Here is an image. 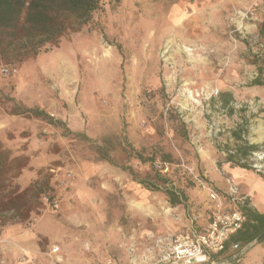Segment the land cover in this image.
I'll return each instance as SVG.
<instances>
[{
  "label": "rangeland",
  "instance_id": "1",
  "mask_svg": "<svg viewBox=\"0 0 264 264\" xmlns=\"http://www.w3.org/2000/svg\"><path fill=\"white\" fill-rule=\"evenodd\" d=\"M262 11V0H100L93 23L58 47L0 61V142L27 157L14 182L25 187L44 169L55 196L29 225L0 226V264H154V240L208 224L210 190L227 210L231 132L242 125L253 143L264 127V86L249 85L250 61L264 55ZM14 104L49 112L72 134L12 114ZM164 188L186 200L170 206Z\"/></svg>",
  "mask_w": 264,
  "mask_h": 264
},
{
  "label": "trees",
  "instance_id": "2",
  "mask_svg": "<svg viewBox=\"0 0 264 264\" xmlns=\"http://www.w3.org/2000/svg\"><path fill=\"white\" fill-rule=\"evenodd\" d=\"M99 3L100 0H0V61L7 65L21 64L49 49L58 47L62 38L78 33L93 23V15L99 8ZM262 3L263 11L257 25V34L264 45V0ZM250 63L254 66L257 75L249 85L264 86V55H253ZM7 70L10 73L15 71L12 67ZM221 96V101L226 106L231 92L222 91ZM11 113L28 115L59 126L63 129V136L72 134L63 121L55 119L43 109L14 104ZM245 131L246 128L242 125L232 130L231 135L236 143L233 149L226 152L224 162L240 168L254 169L249 159L254 152H259L264 144L250 143L242 137ZM73 136L88 140L82 133ZM169 157L170 154L162 155L164 161H168ZM138 158L143 160L141 155H138ZM26 164L25 154H14L12 148L0 142V226L10 221L29 225L32 218L39 215L44 204L43 197L50 203L55 198L51 174H42L44 169L39 170L38 177L25 187L15 184L14 179L21 174ZM127 169L134 175L131 167ZM159 173L160 170L155 171L158 178L161 177ZM140 182L144 183L143 180ZM150 185L153 189H158L154 184ZM145 186L148 187L149 184ZM162 191L172 207L186 200L183 192L173 188H164ZM241 210L246 216V221L234 235L240 233L238 239L241 238L243 244H248L264 231V215L255 213L247 205L241 207ZM7 214L9 217L5 216ZM262 240L264 236L258 242Z\"/></svg>",
  "mask_w": 264,
  "mask_h": 264
},
{
  "label": "built area",
  "instance_id": "3",
  "mask_svg": "<svg viewBox=\"0 0 264 264\" xmlns=\"http://www.w3.org/2000/svg\"><path fill=\"white\" fill-rule=\"evenodd\" d=\"M7 73V69H3ZM257 156L259 163L252 167L257 171H264V152ZM227 195L230 206L227 210L222 209L221 198L218 193L210 190V198L215 201V211L208 224L202 231L186 230L182 233L170 236L166 240H154V247L157 251V258L154 264H208L211 256L224 251L225 243L237 230L241 229L246 221V216L241 207L248 205L246 198L239 192L238 185L228 181ZM250 244H233L232 248L238 252H245ZM105 264H111L107 260ZM133 264H147L137 262Z\"/></svg>",
  "mask_w": 264,
  "mask_h": 264
},
{
  "label": "crops",
  "instance_id": "4",
  "mask_svg": "<svg viewBox=\"0 0 264 264\" xmlns=\"http://www.w3.org/2000/svg\"><path fill=\"white\" fill-rule=\"evenodd\" d=\"M264 104V96L257 100ZM264 110V106H261ZM258 138L253 143L262 144L264 141V127L263 121H259ZM251 143V142H250ZM224 172L229 174L231 180L239 185L241 194L246 198L249 207L257 214L264 215V171H257L256 169H245L240 167H231L228 162L224 164ZM219 184L222 185L221 182ZM242 232V231H241ZM16 234V233H15ZM240 233L232 235L225 243L224 251L214 254L208 264H264V240L259 241V236L250 243V247L245 252H238L232 248L233 244H243L241 238L238 239ZM16 234L14 238L18 240ZM33 241V240H32ZM22 246V243H19ZM101 256L91 258L92 263L88 264H105L106 259L111 261V264H118L115 258L106 257L101 259ZM96 260L97 262H93ZM123 264L125 260L123 259Z\"/></svg>",
  "mask_w": 264,
  "mask_h": 264
},
{
  "label": "water",
  "instance_id": "5",
  "mask_svg": "<svg viewBox=\"0 0 264 264\" xmlns=\"http://www.w3.org/2000/svg\"><path fill=\"white\" fill-rule=\"evenodd\" d=\"M263 236H264V231L262 232V234L259 236L258 239H260V238L263 237Z\"/></svg>",
  "mask_w": 264,
  "mask_h": 264
}]
</instances>
